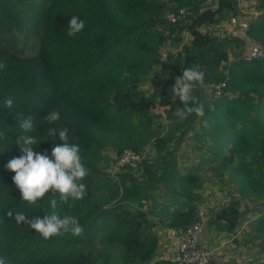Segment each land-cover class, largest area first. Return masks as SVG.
Here are the masks:
<instances>
[{
    "label": "trees",
    "instance_id": "1",
    "mask_svg": "<svg viewBox=\"0 0 264 264\" xmlns=\"http://www.w3.org/2000/svg\"><path fill=\"white\" fill-rule=\"evenodd\" d=\"M237 4L0 0V131L5 135L0 139V257L5 264H99L96 253L102 256L109 247L118 251L119 264H147L159 244L154 228L176 230L203 219L209 229L231 236L237 232L242 210L237 200L205 211L199 203L207 182L200 174L205 164L215 175L227 171L243 197L264 193V57L244 60L229 51L226 36L212 32ZM180 7L191 9L190 23L165 18L167 11ZM254 8L257 15L245 25L246 38L264 46V0H256ZM72 15L83 19L85 27L69 36ZM164 45L168 49L161 53ZM193 65L206 73L203 85L194 90L204 114L180 119L174 115L180 101L170 97L168 88L183 68ZM156 68L166 69L155 74ZM148 71L154 73L144 89ZM220 82L225 87L216 98L212 91ZM9 97L11 108L4 105ZM157 106L164 108L162 118L168 121L165 133L153 129V121H163L153 112ZM48 109L61 111L56 126H67L75 135L89 173L86 196L60 208L78 219L81 233L43 241L24 222H16V212L28 217L44 212L20 200L14 173L5 165L20 155L16 141L23 134L41 140L38 151L62 143L58 135L56 141L47 135L50 125L43 118ZM16 113L33 116L30 133L19 128ZM190 130L199 161L180 169L174 144L185 141ZM150 137L156 153L140 167H120L111 178L99 170L103 148L116 155L124 148L138 151ZM249 227L243 240L231 239L226 255L235 243L246 249L237 253L240 264H264V217L250 220Z\"/></svg>",
    "mask_w": 264,
    "mask_h": 264
},
{
    "label": "clouds",
    "instance_id": "2",
    "mask_svg": "<svg viewBox=\"0 0 264 264\" xmlns=\"http://www.w3.org/2000/svg\"><path fill=\"white\" fill-rule=\"evenodd\" d=\"M85 27V21L77 15L70 16L68 20L67 34L74 36ZM206 73L199 65L185 67L181 74L176 76L168 92L170 97L179 99L180 105L175 108L174 115L180 119L190 114L197 117L204 114L203 104L199 102L194 90L203 85ZM167 74H165V79ZM11 97L4 100V105L11 108ZM61 111L47 110L44 116L48 124L47 135L49 139L56 141L57 135L62 143H54L51 150L38 151L41 140L31 134H23L17 140L20 155L7 161L5 167L14 173L12 182L20 194V200L28 205H39L43 216L28 217L24 212H16L15 220L18 224L24 222L28 228L35 230V234L48 241L50 237L71 234L78 236L82 226L73 215L63 214L60 211L65 202L80 201L87 194V184L84 178L89 173L85 164V155H81L83 148L69 127H57L56 122L61 120ZM17 124L24 133H30L34 128L31 114L21 116L16 113ZM4 132L0 131V139L4 138ZM50 193V194H49ZM47 200L45 202V197ZM0 264H5L0 257Z\"/></svg>",
    "mask_w": 264,
    "mask_h": 264
},
{
    "label": "rangeland",
    "instance_id": "3",
    "mask_svg": "<svg viewBox=\"0 0 264 264\" xmlns=\"http://www.w3.org/2000/svg\"><path fill=\"white\" fill-rule=\"evenodd\" d=\"M238 1V0H237ZM257 13L253 4L247 3L245 1H238L236 10L227 13L225 18L216 26L215 29H212V32L219 37L226 36L228 38L227 46L229 51L232 53L236 51L241 57H244L245 52H247L248 44L242 43L241 37V28L245 29V25L248 21L255 17ZM244 40V39H243ZM168 49L167 45H164L160 48L161 53H164ZM166 69V68H165ZM163 68L154 69L155 74L162 73ZM153 71H148L143 75V84L142 88L147 89L150 87L149 79L153 75ZM163 107H155L153 109L154 113L161 115L163 117ZM163 119V118H162ZM165 119V118H164ZM161 120V122L153 121V129L155 133H165L169 131L168 121ZM145 133V130L143 129ZM171 132V131H170ZM193 131H188V134L185 135L187 139L179 143L174 144L173 155L175 157L176 164L181 169L186 166L197 165L199 161V150L196 149L191 141V134ZM147 137V136H146ZM201 148L206 149V144L199 143ZM143 156V161L151 159L154 156L155 149L153 145V140L150 137L149 139H143V144L140 150ZM206 154V151H203ZM117 155L110 147H105L102 149V155L98 164V168L101 172L105 173V177L111 178L120 170V166H115V157ZM249 160V159H247ZM219 161V160H218ZM216 161L215 163H217ZM139 164L137 167H140ZM264 173V170H263ZM200 174L204 175L207 182L206 185L202 187L204 189L202 196L200 197V207L204 209L216 208L218 206H223L230 201H238L242 210L240 211V225L238 230L233 236L228 233H220L214 229H209L204 222V234L201 239V245L204 248H207L212 251L211 259L209 264H240L238 251L245 253L246 249L243 245L239 246L235 243L231 244L233 248L228 255V245L231 243V239L235 236L240 237L241 240L245 238L247 232L250 231L249 221L253 219L263 218L264 217V193H256V196L243 197L236 190L234 183L232 182L230 175L227 171H223L222 175H215L208 168V165L205 164L204 170L202 167V172ZM245 210V211H243ZM251 218V219H250ZM242 229H244L242 231ZM154 231H163L164 228H154ZM164 234V232H163ZM161 238V236H159ZM264 238V237H262ZM260 242L259 239L256 241ZM97 251L99 250V243H97ZM99 256V264H119L117 261L118 251L113 248H107L104 255L96 253ZM165 251L163 248H158L155 258H153L147 264H160L164 261ZM106 255V257H104ZM162 257V258H161ZM164 257V258H163ZM241 257V256H240Z\"/></svg>",
    "mask_w": 264,
    "mask_h": 264
},
{
    "label": "built area",
    "instance_id": "4",
    "mask_svg": "<svg viewBox=\"0 0 264 264\" xmlns=\"http://www.w3.org/2000/svg\"><path fill=\"white\" fill-rule=\"evenodd\" d=\"M217 0H206V6L212 7ZM245 1L250 4L256 3V0H238ZM256 12V10H255ZM257 13V12H256ZM192 11L188 7H180L176 11H167L165 18L171 22L190 23ZM241 37L248 44L247 52H245L244 60H257L264 57V46L255 39H247L244 28H241ZM183 39H188V34L183 32ZM225 87L224 82H220L213 87V96L222 95ZM143 159L141 152L131 148H124L115 157V166L120 167H137ZM204 220L194 219L188 225L176 230H169L174 241L172 254L168 257L171 264H208L212 251L201 245V239L204 234Z\"/></svg>",
    "mask_w": 264,
    "mask_h": 264
},
{
    "label": "crops",
    "instance_id": "5",
    "mask_svg": "<svg viewBox=\"0 0 264 264\" xmlns=\"http://www.w3.org/2000/svg\"><path fill=\"white\" fill-rule=\"evenodd\" d=\"M157 234L158 236H161V238H159L158 248L159 247L163 248V250L165 251V254H164L165 258L164 257L163 258L164 260H168V257L172 254L173 246H174L172 234L169 233V230L167 229H164L163 231H158ZM158 248H157V251H158Z\"/></svg>",
    "mask_w": 264,
    "mask_h": 264
}]
</instances>
